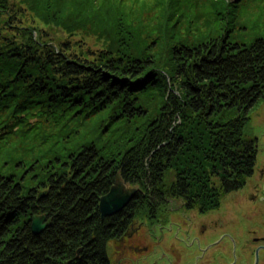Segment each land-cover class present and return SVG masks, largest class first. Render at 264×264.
<instances>
[{"label":"trees","instance_id":"1","mask_svg":"<svg viewBox=\"0 0 264 264\" xmlns=\"http://www.w3.org/2000/svg\"><path fill=\"white\" fill-rule=\"evenodd\" d=\"M208 1L223 6L219 15L203 10ZM218 1L158 0L153 31L124 0H0V145H10L0 167L18 168L0 170V264H112L109 243L138 222L165 221L172 200L208 213L248 182L264 27L233 38L242 0ZM22 6L65 39L55 46L48 29L27 27ZM210 14L221 27L194 36ZM23 28L48 38L19 36ZM82 29L106 37L105 47L74 41ZM22 147L34 159L18 156ZM117 177L141 191L102 219L100 198ZM42 213L53 223L35 234Z\"/></svg>","mask_w":264,"mask_h":264},{"label":"rangeland","instance_id":"2","mask_svg":"<svg viewBox=\"0 0 264 264\" xmlns=\"http://www.w3.org/2000/svg\"><path fill=\"white\" fill-rule=\"evenodd\" d=\"M135 1L136 0H124L127 5H130L131 3V8L137 11L138 14L143 15V19H141L142 27L145 26L148 27V29L155 31L161 23L162 17V13H159L160 7L157 4L158 0H138V2L141 3ZM215 1L219 3L218 0ZM260 1L262 0H242L240 5L235 7L232 12L234 16L232 15L230 17V20L233 18L235 25V28L232 31H235V34H237L233 38L240 40V38L244 39L249 34L253 35L252 30L254 27H252V25L264 27V4L261 8L260 5L258 7V3L262 4L264 1ZM232 2L238 3L239 0H232ZM136 3H138V5H136ZM176 5H178V3ZM66 6L69 8L68 5ZM95 6L99 8L97 5ZM203 6V10H209L212 7L210 11H212V13L214 11L215 14L218 13V15L220 10L223 9L221 4H216L213 7L209 4V1L207 5ZM22 7V10H17V15L21 20L27 23V27L32 25L39 29H48L50 33L46 34L54 41L49 43L54 44L55 46H58L57 42H59V39H65L67 33L61 31L59 28L47 27L45 21L38 17H33L29 11L24 9L25 6ZM23 11H27V15H25ZM72 16L73 20L80 19L74 15ZM220 27L221 23H216L214 16L210 14L199 21L196 29H193V32L197 33H193V35L196 36L198 32L202 34L214 33ZM28 29L29 28H23V31L20 32L19 36L25 32L27 36H32L34 39H42L43 41H46L48 38L47 36L40 37L36 30L32 32ZM184 32L185 27L180 33ZM75 36L76 38L74 41L84 40L86 46L95 50L105 47L104 41L106 37L101 38L93 30L85 32V29H82L77 31ZM14 39L15 38H13V40ZM19 40L21 41V39ZM73 50L78 52V49H75V46L73 47ZM32 121L35 122L36 119H33ZM247 133L254 138H258L260 141H258L259 154L256 166L257 171L264 163V99H262L254 108L252 122L248 126ZM9 146V144H1L0 150L6 151ZM26 153L27 148L22 147V150L17 152V155L20 156L23 154L22 157H27L28 159H25L27 161L34 159L30 157L32 152L28 155ZM2 162L3 160L0 158V164ZM11 163L14 165L16 164L14 162ZM14 165L6 164L3 168L0 167V170H8L12 174L16 173L18 168L15 170ZM24 177L27 178L26 176ZM23 179L24 178H22V180ZM248 181L250 182L252 180L249 179ZM127 185L139 188L138 186ZM233 198H235V195L227 196L223 200L221 208L218 211H215L214 215L211 217L202 215L197 209L189 210L184 208L181 200H172L170 202V210L165 216L167 217L165 221H162L155 226L138 222L130 232V234H132L131 236L135 233L136 234L133 237L128 238L124 244L118 245L115 241L109 243L108 251L113 262L112 264H114V262L120 264H223L219 259L218 253L221 249L222 251L225 249L227 242L226 235L229 232L234 231V226H230L231 221L223 216H227L228 211L226 213L225 211L229 209V205H231L229 202ZM217 213H219L221 217L216 216ZM193 224L197 227L206 226L208 229L206 231L201 229V231H198L192 227ZM211 242H216L218 247L217 250L219 251L213 253V250H211V252H209L208 248L210 247L208 244Z\"/></svg>","mask_w":264,"mask_h":264},{"label":"flooded vegetation","instance_id":"3","mask_svg":"<svg viewBox=\"0 0 264 264\" xmlns=\"http://www.w3.org/2000/svg\"><path fill=\"white\" fill-rule=\"evenodd\" d=\"M249 179L252 181H248L241 189L228 195V197L235 195V198L229 202L231 205L225 211V213L228 211L227 216L223 217L231 221L230 226H234V231L226 235L225 249L218 253L223 264H264V163L257 171L255 169ZM182 206L188 209L184 203ZM219 209L201 214L211 217ZM216 216L221 217L219 213ZM192 227L198 231L208 229L206 226L197 227L194 224ZM131 235L126 234L114 241L118 245L124 244L128 238L134 236ZM208 246L209 252L219 251L216 242H211Z\"/></svg>","mask_w":264,"mask_h":264},{"label":"water","instance_id":"4","mask_svg":"<svg viewBox=\"0 0 264 264\" xmlns=\"http://www.w3.org/2000/svg\"><path fill=\"white\" fill-rule=\"evenodd\" d=\"M141 189L128 186L121 178H117L110 191L100 198L99 211L103 219L121 212L136 197ZM46 192H41L44 196ZM53 223L49 214H36L32 217V230L35 234H41ZM81 250V249H80ZM80 250L78 253H80ZM66 264H70V261Z\"/></svg>","mask_w":264,"mask_h":264}]
</instances>
